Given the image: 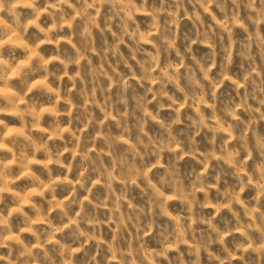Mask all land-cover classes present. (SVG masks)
<instances>
[{
	"label": "clouds",
	"instance_id": "clouds-1",
	"mask_svg": "<svg viewBox=\"0 0 264 264\" xmlns=\"http://www.w3.org/2000/svg\"><path fill=\"white\" fill-rule=\"evenodd\" d=\"M0 264H264V0H0Z\"/></svg>",
	"mask_w": 264,
	"mask_h": 264
}]
</instances>
